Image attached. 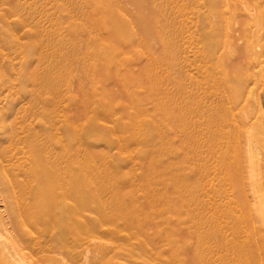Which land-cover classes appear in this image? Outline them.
Wrapping results in <instances>:
<instances>
[{
	"label": "rangeland",
	"instance_id": "1",
	"mask_svg": "<svg viewBox=\"0 0 264 264\" xmlns=\"http://www.w3.org/2000/svg\"><path fill=\"white\" fill-rule=\"evenodd\" d=\"M263 94L264 0H0V249L54 234L52 165L69 141L99 245L119 222L101 203L150 201L167 212L150 220L167 264H264Z\"/></svg>",
	"mask_w": 264,
	"mask_h": 264
},
{
	"label": "bare ground",
	"instance_id": "2",
	"mask_svg": "<svg viewBox=\"0 0 264 264\" xmlns=\"http://www.w3.org/2000/svg\"><path fill=\"white\" fill-rule=\"evenodd\" d=\"M263 101H264V94H263ZM58 130H59V128H58ZM65 142H67V141H65ZM58 145H60V147ZM58 145H57L58 149L57 148L55 149L56 155H54V153H53L55 158H54L52 167H54V170L51 167H49L50 170L52 169L54 174H55L54 199H53V201H50L49 209L45 210L46 216H44L45 217L44 220L49 222L52 226L57 227V229L54 227L55 230L57 231V230H59L58 224L60 225V221H62V220H60L61 217L64 216V214H66V217H67L66 220L72 221L71 222L72 225L75 224L73 222L74 220H75V222H76V220H79L80 222L82 221V223H84L86 225V226H84L85 227L83 230L84 232H82V233H85V235L87 236L88 232H89V234L91 233L90 232L91 227H89L90 229L88 228L89 225H87V223L89 224V222H87V221L90 220V217H91L92 207L90 208L89 206L92 204H91V201H78V199L75 196V192H74V189L76 186V176L75 175L77 173H76V168L74 166V155H73L72 144L68 141V143H66V144L63 142V144H58ZM257 146H255V148H257ZM54 148H55V146H54ZM52 149H53V147L51 148L50 152H52L54 150V149L53 150ZM50 152H49V154H50ZM254 152H257V151H254ZM50 156H52V155H49L47 157L50 158ZM263 156H264V154H263ZM263 159H264V157H263ZM45 161L47 163V159ZM258 163H259V160H258ZM262 163H264V160ZM262 163H260V166ZM263 170L261 169V171H263ZM260 173H261L260 175L263 176L264 172L263 173L260 172ZM85 175H86V173H83V174H80L79 177L81 178L82 176H85ZM246 176H244L245 179L243 181H245L247 179ZM256 179H258V178H256ZM263 179H264V176H263ZM247 181H248V179H247ZM249 181H252V180H249ZM247 183H250V182H247ZM260 184H264V181H263V183H261V181H260ZM245 186H246V184H245ZM245 186H242V187H245ZM252 186H254V185H252ZM237 188H238V186H237ZM263 188H264V185H263ZM234 189H236L235 186H234ZM238 189H240V188H238ZM246 189H249V188H246ZM257 189L255 188V192H257L256 191ZM249 191L250 190H247L248 193L246 195L251 193L252 190L250 192ZM253 191H254V189H253ZM242 192L243 191H241V193ZM262 192H264V190ZM235 193H237V191ZM244 193H245V191H244ZM258 193L259 192H257V195H258ZM252 195H255V194L253 193ZM248 197H251V196H248ZM259 197H260V195H259ZM257 199L259 200V198H257ZM262 201H264V198L262 199ZM261 203H263L262 207L264 208V202H260V205H262ZM251 205H253V202ZM253 206H254V208H256L255 205H253ZM60 207H62V208H60ZM258 207H257V209H258ZM16 209H20V207L19 206L17 207V205H16ZM97 209L101 212L108 209L111 212V216H112L110 218L119 220V222H117L116 224L113 225L114 231H113L112 235H115V239H113L112 242L109 241L110 242L109 246H106V244L99 245L98 241H95L96 239L94 240V238H93L94 235L92 236V233L90 235L92 236L93 239L86 238V236L82 235V234H80V236L77 237L75 235V233H73L74 232L73 230L75 229V227L70 225L71 224L70 223L69 225L72 226L73 229L70 226L68 228H69V230L71 229L72 232L66 234V231H64L65 233L61 234V233H57L58 231L56 232L54 230L56 233L54 231H52L54 234H52L50 236L48 235L49 237L45 241V243L38 242V241H28L24 237L22 239L21 236H20L21 238L16 237L17 238L16 244H13V242H12L13 239L9 240V242L5 241L6 239H4L7 246H5L3 249H0V264H44L46 262H49L48 264H50V262L53 264L58 259H62V261H64V263L67 261L68 262L67 264H73L74 261L73 262H71V261L76 260V258H78V256H81V255L83 256V254H85V253L89 255V253H92V252H94L93 254L95 255V261L93 264H158V263H155V260L157 258L162 259L161 264H167L166 262H164L165 261L164 257L167 253L168 246H169L168 235L166 234L167 231H166L165 227H163V229L161 230L158 225L156 227V224L152 225V223H151V221L155 220V221H162V225H165V219L164 218L166 217L165 215L167 214V212H164L163 210H161L158 207V205H155L154 203H152L150 201H145L144 203L139 202V201H131V202L130 201H108V202L101 203ZM250 210H251V208H250ZM259 210H260V208H259ZM254 211L255 210H253V212ZM2 212H1V215H3ZM96 212H97V210H96ZM261 212H263V211H261ZM96 214H98V213H96ZM254 214H255V212H254ZM263 214H262V217H263ZM7 216H8V214H7ZM95 216L97 217V215H95ZM100 216H101V214H100ZM100 216H99V218L95 217V219H98L100 221L101 220ZM255 217H257V213H256ZM45 221L43 224H45ZM91 221H92V219H91ZM122 221H124L127 224L134 222V221H137L139 223V227L141 228V231L139 233H132V232L128 233V232H126L125 237H123V235L121 233L122 231H124L123 229H121L122 228V225H121ZM47 222H46V224H47ZM65 222H67V221H65ZM145 223H146V225H145ZM50 224H49L50 228L48 229L49 230L48 232H50L52 229V226ZM80 225H82V224L80 223ZM95 225H93V227ZM42 226L44 229L45 225H42ZM78 227H80V226H78ZM155 227L160 230V232H159V230L157 232L161 233V237H159L160 238L159 240H157L158 238H156V236H155L156 234H153V232H151V230ZM250 228H252V227H250ZM67 229H65V230H67ZM88 229H89V231H88ZM76 231H77V227H76ZM94 231H97V229ZM252 231L255 232L256 230H252ZM59 232H61V231H59ZM64 234H66V235H64ZM97 235L101 236V234H97ZM97 235L95 234V237H97ZM1 236H2V234H1ZM91 236H88V237H91ZM33 237H35V236L33 235ZM1 238L3 241V237H1ZM99 238H101V237H99ZM54 241H55V243H54ZM84 257L85 256H83L81 258L83 259ZM119 257L125 259L126 261L115 262L114 260L119 258ZM111 261H114V263L113 262L110 263ZM58 263H59V261H58Z\"/></svg>",
	"mask_w": 264,
	"mask_h": 264
}]
</instances>
